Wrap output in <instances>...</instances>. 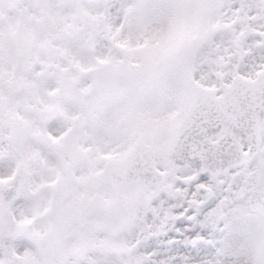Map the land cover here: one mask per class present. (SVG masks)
Returning <instances> with one entry per match:
<instances>
[{
  "label": "snow or ice",
  "instance_id": "1",
  "mask_svg": "<svg viewBox=\"0 0 264 264\" xmlns=\"http://www.w3.org/2000/svg\"><path fill=\"white\" fill-rule=\"evenodd\" d=\"M28 262L264 264V0H0V264Z\"/></svg>",
  "mask_w": 264,
  "mask_h": 264
},
{
  "label": "rangeland",
  "instance_id": "2",
  "mask_svg": "<svg viewBox=\"0 0 264 264\" xmlns=\"http://www.w3.org/2000/svg\"><path fill=\"white\" fill-rule=\"evenodd\" d=\"M186 22L189 23L193 27L197 26L193 13L186 14ZM28 264H30V262H28Z\"/></svg>",
  "mask_w": 264,
  "mask_h": 264
}]
</instances>
